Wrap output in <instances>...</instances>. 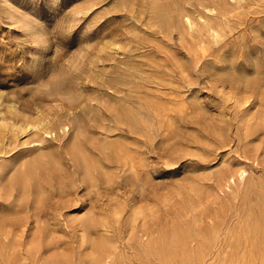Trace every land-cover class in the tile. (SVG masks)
Here are the masks:
<instances>
[{
  "label": "rangeland",
  "instance_id": "1",
  "mask_svg": "<svg viewBox=\"0 0 264 264\" xmlns=\"http://www.w3.org/2000/svg\"><path fill=\"white\" fill-rule=\"evenodd\" d=\"M1 117L0 264H264L210 234L264 224V0H0Z\"/></svg>",
  "mask_w": 264,
  "mask_h": 264
},
{
  "label": "bare ground",
  "instance_id": "2",
  "mask_svg": "<svg viewBox=\"0 0 264 264\" xmlns=\"http://www.w3.org/2000/svg\"><path fill=\"white\" fill-rule=\"evenodd\" d=\"M189 22V21H188ZM189 24V23H188ZM245 100L247 99L246 97ZM242 98V99H243ZM249 99V98H248ZM248 99L246 101H248ZM252 100V99H251ZM182 101V100H181ZM245 101V102H246ZM242 102V101H241ZM250 102V101H248ZM248 102L246 104H248ZM243 103V102H242ZM241 103V104H242ZM254 103V101L252 102ZM245 104V103H244ZM260 105V104H259ZM250 108V107H249ZM258 108V106H257ZM257 110V109H256ZM255 110V111H256ZM252 111V110H251ZM254 112V111H252ZM251 112V113H252ZM260 112V111H259ZM249 113V114H251ZM255 113V112H254ZM257 114V112H256ZM260 114V113H259ZM252 115V114H251ZM258 115V114H257ZM262 115V114H261ZM255 116V115H253ZM252 116V118H253ZM249 117H251L249 115ZM260 117V116H259ZM257 117V118H259ZM256 118V119H257ZM4 124V128H8V129H13L12 127L14 126L13 122H9L6 120L5 117H1L0 118ZM254 119V120H256ZM260 119V118H259ZM261 122L257 125L256 127V134L259 136L260 134L264 136V117L262 119H260ZM252 121V120H251ZM2 122H0V124H2ZM46 121H41V122H27V128L32 130H38L41 128L45 127ZM247 124V123H246ZM2 125V126H3ZM16 126V125H15ZM19 127V125H17ZM71 127V126H69ZM17 128V127H16ZM22 128V126H21ZM63 128V127H62ZM61 128V129H62ZM48 129V128H47ZM46 129V130H47ZM45 130V131H46ZM66 132V131H65ZM68 132V131H67ZM66 132V133H67ZM252 132V131H251ZM56 135V134H55ZM74 143V142H73ZM77 144H81V143H77ZM258 146V145H257ZM104 148V147H103ZM259 148V147H258ZM258 148H256V150H258ZM102 149V148H101ZM261 149V148H260ZM78 153L75 152V154H68V156L71 157L72 160V166L74 169L75 174L81 175L82 181L85 182H89V181H93L95 180L96 177V172L98 171V163L93 160L90 156H88V154H82V152H80L79 150H77ZM69 152V151H68ZM256 152V151H255ZM66 153V151H65ZM252 153V152H251ZM59 154H55L53 153H49L47 155H42L39 158H35L31 161L30 165H36V166H42V164L48 162H53L56 165L61 164L62 158H60L58 156ZM65 155V154H64ZM117 155V154H116ZM62 156V155H61ZM115 158V157H114ZM120 158V157H119ZM121 159V158H120ZM69 161V160H68ZM115 162V161H114ZM70 163V162H69ZM101 166V165H100ZM28 164H25L24 166H20L18 167V169L20 170L19 174L20 176H25L27 171L29 170ZM102 170V168H101ZM104 170V168H103ZM51 171V170H50ZM49 171V172H50ZM64 174V173H63ZM62 174V175H63ZM98 174V173H97ZM248 174V173H247ZM68 175V174H67ZM102 177V173L100 174ZM104 175V174H103ZM107 176V175H106ZM240 176V174H239ZM242 176V175H241ZM247 176V175H244ZM243 176V177H244ZM58 177V176H57ZM60 177V176H59ZM104 177V176H103ZM102 177V178H103ZM220 185H219V189H221L224 186H227L226 183L229 182H233L235 181V178L233 175L226 173V172H222L220 176ZM217 177V178H218ZM238 177V176H237ZM47 178V177H46ZM61 178V177H60ZM59 178V179H60ZM79 178V177H78ZM211 178V177H210ZM98 179V178H97ZM34 180V179H33ZM25 181V179H24ZM23 181V182H24ZM66 181V180H65ZM72 181V180H70ZM76 181V180H75ZM39 182V181H38ZM68 182V181H67ZM79 182V181H78ZM96 182V181H95ZM69 183V182H68ZM72 183V182H71ZM75 183V182H74ZM80 183V182H79ZM84 183V182H81ZM80 183V185H81ZM90 183V182H89ZM24 184V183H23ZM76 184V183H75ZM15 185L16 182H15ZM62 186V185H61ZM75 187V185H73ZM82 186V185H81ZM248 186V185H247ZM28 187V186H27ZM30 187V184H29ZM28 187V188H29ZM42 188H44L43 186H41ZM249 187V186H248ZM27 189V188H26ZM45 189V188H44ZM61 189V188H60ZM67 189V188H66ZM248 189V188H247ZM42 190V189H41ZM46 190V189H45ZM44 190L43 193H46V191ZM68 190V189H67ZM63 191V190H62ZM247 191V190H246ZM249 191V189H248ZM251 191V190H250ZM222 193V192H221ZM250 193V192H249ZM47 194V193H46ZM43 196V195H42ZM47 196V195H46ZM241 197V196H240ZM218 198V197H217ZM236 198H238L236 196ZM260 198V196H259ZM263 198V197H262ZM42 199V198H41ZM40 199V200H41ZM230 199V198H229ZM254 199V198H253ZM241 200V198H240ZM264 200V199H263ZM262 200V201H263ZM224 202V201H223ZM254 202V201H253ZM240 203V202H239ZM248 203V202H247ZM42 204V203H41ZM223 204V203H222ZM261 204V203H259ZM221 208V207H220ZM222 210H223V217L221 222L216 221L215 219H213V225H212V230H211V248L213 250L214 253L217 252L218 248H219V243L221 242L223 249H229V250H238V249H244L245 247H248L249 245L255 246L259 243L261 237H262V233H264V224L261 221V219L259 218H255V215L253 214L252 209L245 211L243 208H241L240 206H237L236 204L233 203H228V204H223L222 205ZM214 211V210H213ZM222 213V212H221ZM210 219V218H209ZM211 226V225H210ZM210 230V228H209ZM264 235V234H263ZM209 241V240H208ZM207 243V242H206ZM261 243V242H260ZM221 247V246H220ZM251 248V247H250ZM249 248V249H250ZM224 251V250H223ZM227 251V250H226ZM253 251V250H252ZM210 252V251H209ZM222 252V251H221ZM257 252V251H256ZM224 253V252H223ZM214 256V255H213ZM237 256V255H236ZM210 258V257H209ZM212 260V259H211ZM199 262V261H198ZM200 263V262H199ZM223 263V262H222ZM216 264V263H214ZM218 264V261H217Z\"/></svg>",
  "mask_w": 264,
  "mask_h": 264
}]
</instances>
